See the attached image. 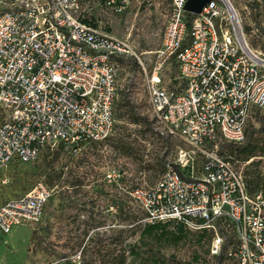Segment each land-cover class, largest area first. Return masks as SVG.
<instances>
[{
    "label": "built area",
    "instance_id": "1",
    "mask_svg": "<svg viewBox=\"0 0 264 264\" xmlns=\"http://www.w3.org/2000/svg\"><path fill=\"white\" fill-rule=\"evenodd\" d=\"M185 2L170 1L149 96L166 132L191 147H177L152 185L129 194L143 222L178 220L213 231L233 225L239 264H264V193H248L216 148L219 140L242 142L252 110L264 109V57L244 41L227 0H209L198 14L185 11ZM127 52L123 40L83 20L78 0H0V169L34 160L46 146L77 149L109 136L117 58ZM171 61L181 84L169 89L157 72ZM51 193L38 181L0 203V232L38 222ZM220 246L216 234L210 253Z\"/></svg>",
    "mask_w": 264,
    "mask_h": 264
},
{
    "label": "rangeland",
    "instance_id": "2",
    "mask_svg": "<svg viewBox=\"0 0 264 264\" xmlns=\"http://www.w3.org/2000/svg\"><path fill=\"white\" fill-rule=\"evenodd\" d=\"M115 12L104 0H80L79 13L102 31L123 40L128 52L117 69V96L110 137L87 142L77 149L68 144L44 147L30 161L12 162L0 169V203L27 192L42 181L52 188L43 213L32 225H16L0 232V264H119L130 248L164 264H237L238 237L233 225L221 222L216 234L231 256L216 263L203 249L194 254L193 237L170 245L166 236L139 233L143 212L131 197L134 186L152 185L175 157L177 147H191L180 136L166 132L153 115L149 96L152 59L162 42L171 0H123ZM246 44L264 57L263 0H227ZM175 61L157 72L159 83L178 88ZM245 134L257 146L243 157L217 142V151L231 164L248 193H264V109H253ZM245 135V136H246ZM246 138V137H245ZM80 148V149H79ZM127 153H123V150ZM199 160V158H198ZM260 184L253 192L255 180ZM195 221V220H194ZM196 230L193 224H186ZM168 228H174L171 224ZM196 256V258H195ZM140 259L126 257L125 264ZM160 263V262H159Z\"/></svg>",
    "mask_w": 264,
    "mask_h": 264
},
{
    "label": "trees",
    "instance_id": "3",
    "mask_svg": "<svg viewBox=\"0 0 264 264\" xmlns=\"http://www.w3.org/2000/svg\"><path fill=\"white\" fill-rule=\"evenodd\" d=\"M80 1V0H78ZM106 1V3L109 0H104ZM115 3H123V0H114ZM263 11H264V3H263ZM188 18L193 17L192 14L187 13ZM83 18V17H82ZM84 21L88 22V23H92L93 22L87 20L86 18H83ZM122 58H117V67H118V63L119 61H121ZM118 69V68H117ZM116 101V100H115ZM115 106V103H114ZM245 134V130H244V139L242 142L240 143H232V142H226L224 144H226L228 146V148L232 151L235 150L236 152H238L239 154H242L244 158L251 156L253 154H255V152L257 151V146L256 144L253 143V141L251 140V138ZM110 137L107 136L105 139H108ZM246 137V138H245ZM103 139V140H105ZM80 149V148H79ZM123 153H127V151L124 149ZM220 153V151H219ZM221 154V153H220ZM260 184L259 179L255 180V182L253 183V186H248V190L249 192H253L254 190H256V188L258 187V185ZM202 220H197V222H201ZM173 224L174 228L170 229L168 228L169 225ZM153 233H160L161 235H167L166 238L168 239V243L170 245H174L177 244L178 242H180L181 240H185L188 236H192L193 239V245H194V254L196 255L197 251H199V249H203V252L205 255H208L210 253V243L211 240L213 238V234L214 231L211 228H207V227H198L196 230H190L186 227V224L182 221H178V220H166V221H157V222H143L141 229H140V233H139V240L142 241L140 242L143 246H146L143 242V238L152 235ZM227 243L225 242L224 244H222V246H220L219 251L216 254H210V256L213 258V260L216 263H221L222 261H224L227 256H231V253L226 251V247H227ZM136 257H138V259H140L139 264H164V261H159L158 256H156L155 254H149V256H147V258H143V256L139 253V251H137L135 249V246H133L132 248H130L128 255L126 256L125 254H122L120 259H119V264H125V260L126 257H129L130 259H134ZM196 258V256H195ZM160 262V263H159ZM239 264V262L237 263Z\"/></svg>",
    "mask_w": 264,
    "mask_h": 264
},
{
    "label": "water",
    "instance_id": "4",
    "mask_svg": "<svg viewBox=\"0 0 264 264\" xmlns=\"http://www.w3.org/2000/svg\"><path fill=\"white\" fill-rule=\"evenodd\" d=\"M208 1L209 0H186L184 10L193 14H198Z\"/></svg>",
    "mask_w": 264,
    "mask_h": 264
},
{
    "label": "bare ground",
    "instance_id": "5",
    "mask_svg": "<svg viewBox=\"0 0 264 264\" xmlns=\"http://www.w3.org/2000/svg\"><path fill=\"white\" fill-rule=\"evenodd\" d=\"M227 2H228V1H227ZM228 4H229V6H228L229 13H230L231 15L235 16V12H234L232 6L230 5L229 2H228Z\"/></svg>",
    "mask_w": 264,
    "mask_h": 264
},
{
    "label": "flooded vegetation",
    "instance_id": "6",
    "mask_svg": "<svg viewBox=\"0 0 264 264\" xmlns=\"http://www.w3.org/2000/svg\"><path fill=\"white\" fill-rule=\"evenodd\" d=\"M263 3H264V0H263Z\"/></svg>",
    "mask_w": 264,
    "mask_h": 264
}]
</instances>
